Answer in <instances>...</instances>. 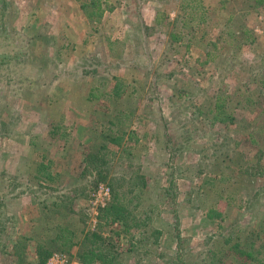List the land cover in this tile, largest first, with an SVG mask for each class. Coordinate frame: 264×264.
I'll list each match as a JSON object with an SVG mask.
<instances>
[{"label":"rangeland","instance_id":"obj_1","mask_svg":"<svg viewBox=\"0 0 264 264\" xmlns=\"http://www.w3.org/2000/svg\"><path fill=\"white\" fill-rule=\"evenodd\" d=\"M96 1L0 0V264H264V4Z\"/></svg>","mask_w":264,"mask_h":264},{"label":"trees","instance_id":"obj_2","mask_svg":"<svg viewBox=\"0 0 264 264\" xmlns=\"http://www.w3.org/2000/svg\"><path fill=\"white\" fill-rule=\"evenodd\" d=\"M94 0V3L96 4V6L101 9L102 5L100 4L99 1ZM258 4H264V0H257ZM218 102L220 103V100H218ZM220 105L223 106V104H217V107L220 108ZM124 132L120 133V134H114V135H107V138L111 140V142H113L114 144H118L119 146H121V143L123 142V136H124ZM47 167L48 165L45 164H41L39 167V171H45L46 174V178L45 179H49V180H54L53 175L50 172H47ZM128 183L130 185L133 184V177H129L128 178ZM117 189V188H116ZM126 197H122L121 193L118 190H115V192L112 195L111 200L108 202V204L104 207H102V214H101V219L104 220L106 223H111V222H117V221H123L126 220L127 218L129 219L130 215L132 214L127 208H128V203L129 201H132V199H127ZM210 214H208L211 217H214L213 213L216 214V212L214 211H210ZM94 236H96V241L92 240V239H88V241L95 243L97 242V240L99 238H101L99 235L94 234ZM69 240L71 238H68ZM69 242H63L62 245H67ZM95 244L90 247L86 252H84L81 257V264H94L97 261H100L104 264H107V262H109L108 260H110L109 256L106 255V253H103L101 251V248L97 247V245L95 246ZM64 249V248H63ZM64 250H69V247L67 246V249ZM52 254V252H49L47 250L45 251H40L39 255H40V259L41 262H46V260L49 258V256ZM115 257H114V261H115Z\"/></svg>","mask_w":264,"mask_h":264},{"label":"built area","instance_id":"obj_3","mask_svg":"<svg viewBox=\"0 0 264 264\" xmlns=\"http://www.w3.org/2000/svg\"><path fill=\"white\" fill-rule=\"evenodd\" d=\"M109 192H110V189H107V192L106 193H108L109 194ZM55 256H57V257H55ZM54 256V258L53 259H55V260H57V259H61V260H64V255L62 254V255H55ZM62 262H64V261H62Z\"/></svg>","mask_w":264,"mask_h":264}]
</instances>
